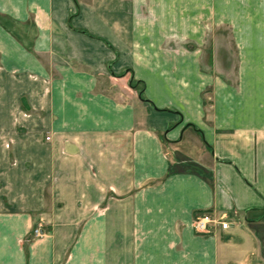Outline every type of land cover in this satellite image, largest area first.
Instances as JSON below:
<instances>
[{
    "label": "crops",
    "instance_id": "obj_1",
    "mask_svg": "<svg viewBox=\"0 0 264 264\" xmlns=\"http://www.w3.org/2000/svg\"><path fill=\"white\" fill-rule=\"evenodd\" d=\"M0 264H264V0H0Z\"/></svg>",
    "mask_w": 264,
    "mask_h": 264
},
{
    "label": "built area",
    "instance_id": "obj_2",
    "mask_svg": "<svg viewBox=\"0 0 264 264\" xmlns=\"http://www.w3.org/2000/svg\"><path fill=\"white\" fill-rule=\"evenodd\" d=\"M215 225L219 226L221 229H226L228 227V222L224 218L213 217L209 213L197 215L193 220V229L200 235L209 234ZM42 234L43 233L39 227L33 229L34 237H41Z\"/></svg>",
    "mask_w": 264,
    "mask_h": 264
},
{
    "label": "trees",
    "instance_id": "obj_3",
    "mask_svg": "<svg viewBox=\"0 0 264 264\" xmlns=\"http://www.w3.org/2000/svg\"><path fill=\"white\" fill-rule=\"evenodd\" d=\"M122 75V74H121ZM129 86L134 89L138 95V97L142 100V101H147L145 96H144V85L141 81L139 80H135L132 76L129 78L128 81Z\"/></svg>",
    "mask_w": 264,
    "mask_h": 264
},
{
    "label": "rangeland",
    "instance_id": "obj_4",
    "mask_svg": "<svg viewBox=\"0 0 264 264\" xmlns=\"http://www.w3.org/2000/svg\"><path fill=\"white\" fill-rule=\"evenodd\" d=\"M42 62H44V64H47V61L46 60H44ZM53 76H54V73H53ZM58 76L59 75L57 73H55V76L54 77H58ZM128 81H129V79H128ZM104 84H105V81L99 79V83H98V87H97L98 89L97 90L104 89ZM22 100H24V99H22Z\"/></svg>",
    "mask_w": 264,
    "mask_h": 264
}]
</instances>
